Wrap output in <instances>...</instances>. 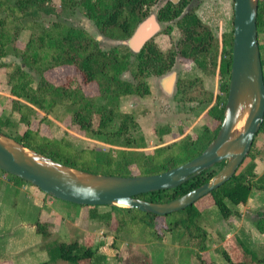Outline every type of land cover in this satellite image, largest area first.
<instances>
[{"label":"trees","instance_id":"1","mask_svg":"<svg viewBox=\"0 0 264 264\" xmlns=\"http://www.w3.org/2000/svg\"><path fill=\"white\" fill-rule=\"evenodd\" d=\"M52 1L0 0V69L7 67L5 59L11 54L20 59V64L9 74L8 85L12 101L10 110L6 109L19 117L17 122L5 118V110L0 114V132L55 161L95 174L124 177L158 175L201 155L216 138L224 120L232 67L233 27L219 39L212 28L199 17L196 8L191 6L193 0H169L159 9L157 18L160 23L170 24L164 34L171 35L174 31L171 24L176 25L181 37L175 49L163 51L151 40L137 54L125 46H115L107 52L100 41L86 29L68 26L61 21H55L48 27L40 23L44 14L56 12V8L51 5ZM70 2L72 1L62 0L63 7L66 8ZM159 2L160 0H79L78 5L85 10L87 18L103 36L114 41H125L150 15L151 7ZM257 24L260 38V35H264V0L259 2ZM27 28L32 31L30 38L24 48H20L19 40ZM260 50H264L262 42ZM261 57L264 69L262 54ZM181 58L191 60L194 69H205L210 59V63L218 70V94L211 99L214 105L207 110L204 119L208 121L204 123L200 133L195 137L182 134L181 139L149 152L144 136L137 133L139 125L134 114L123 112L121 105L134 97H152L154 87L150 77H161L173 72ZM60 67H73L82 75L84 83H96L98 95L88 96L76 76L69 77L65 84L53 83L47 78V73ZM127 72L131 74L133 81L123 78ZM197 85V78H180L177 97L195 101ZM38 113L43 114L40 123H46L50 128L61 127L70 118L71 125L65 130V137L52 138L33 130V119ZM11 124L15 127L26 125L28 129L14 136L4 130V127ZM170 133L171 131H160L161 136ZM259 134H264V122ZM77 135L81 140H98L108 146V150H76L72 141L79 139ZM257 136L248 157L235 176L207 195L213 200L212 205L220 216L226 220L238 216L234 208L247 204L255 189L264 191V184L256 173V160L263 155L262 149H256ZM248 159L251 162L245 167ZM225 164L223 162L202 172L178 188L144 194L139 198L153 203L170 202L209 182ZM9 176L19 187L30 185ZM200 201L167 216L117 207H108L110 211L101 214L100 207L97 206L79 207L87 208L93 220L114 219L118 232L141 234L148 241L161 240L164 233L178 234L180 238L187 236L195 244L197 264H216L208 260L206 255L210 234L202 224L203 210ZM158 221L161 222L162 233L157 228ZM255 226L260 233H264V213L260 214ZM50 227L51 224L47 222H36L37 232L44 239L51 235ZM238 245L244 255L240 262H234L223 246L218 251L229 264H264V255L259 257L255 252L247 250L241 240H238ZM44 247L48 251L50 262L55 264L60 261L91 264L96 257V249L77 241H63L52 245L46 243Z\"/></svg>","mask_w":264,"mask_h":264},{"label":"rangeland","instance_id":"2","mask_svg":"<svg viewBox=\"0 0 264 264\" xmlns=\"http://www.w3.org/2000/svg\"><path fill=\"white\" fill-rule=\"evenodd\" d=\"M71 1L68 4L69 6L67 5L64 8L62 0H53L51 5L56 8V12L54 14H44L40 23L48 27L55 21H61L68 26L86 29L93 37L100 41L102 48L107 52L115 46H123L121 44L123 41L110 40L99 32L93 22L87 18L85 10L78 5L79 0ZM168 1L160 0L158 4L152 6L150 16H157L159 9ZM191 6L196 8L199 17L206 25L212 28L219 39H222L225 31L233 27L234 0H193ZM159 24L161 32L157 36L166 31L170 25L166 23ZM171 25L174 28L172 34L161 35L157 40L159 48L163 51H169L172 48L175 49L181 37L176 25L174 23ZM31 32L29 28L23 31L18 43L20 48H24L30 38ZM259 42L264 43V35H260ZM261 54L264 58V50ZM5 62L7 63V67L0 69V114H3L6 109L11 107L12 97L9 96L10 86L8 85L9 74L20 64V59L11 54L5 59ZM177 72L179 73L178 76H176ZM71 76H76L88 96L93 97L98 95L97 84L84 83L82 75L73 67H60L47 73V78L58 85L65 84ZM172 77H174V81L170 89H168ZM179 77H183L182 79H195L197 74L195 69L185 72L183 66L179 67L176 64L173 72L161 77H150L152 85L154 86L153 97L148 99L134 97L121 105L123 112L134 114L139 125L137 133H141L144 136L147 151L149 152H153L156 148L162 147L165 144H170L173 140L181 139L182 134H189L195 137L196 134L201 132L204 123L208 121L204 119L206 112L214 104H211L213 101H209L208 94L202 95V92L200 93L203 87L202 83L198 81V85L196 86L195 101L182 100L177 97V80ZM123 78L128 81H133L129 72L125 73ZM3 94L6 95L4 98H2ZM9 110L4 112V117L11 118V120L13 119V121L17 122L19 116L11 114ZM42 117L43 114L38 113L35 120L33 119L31 127L33 130H38L41 135L52 138L60 139L65 137V130L71 125L70 118L61 127L55 126L50 128L46 123H40ZM27 129L28 127L26 125L15 127L11 124L10 126L4 127L6 132L14 136L24 133ZM160 131H163V133L171 131V133L161 136ZM77 136L79 139L72 141V146L76 150L87 148H98L104 152L108 150V146L98 140H81V137L79 135ZM256 141V149L263 150V155L256 160V173L260 182L264 184V134H258ZM250 162L251 159H248L245 167ZM55 201V206L49 208L41 206L40 209L36 208L34 213L31 212L26 216L27 218L23 219L24 223H33L37 222L40 217L42 221L51 224L49 228L51 235L48 238L44 239L37 232V229L33 232L31 228H25L23 223L18 224L11 233V236L19 245H17V248L20 249L26 248V246H30L38 241L40 242V244H38L39 242L36 244V247H27L26 249L28 250L19 256V260L27 261L28 264H55L50 262V257L44 244L52 245L53 243L63 241H77L91 245L96 249V257L91 264H197L195 244L187 236L180 238L178 234L164 233L161 240L154 241L150 239L151 241H148L140 236L141 234L130 235L128 232H118L117 222L114 219L110 221L93 220L90 218L87 208H82L60 200ZM201 201V209L203 210L202 224L210 234L207 243L208 250L206 252L207 257H209L208 260L216 264H229L218 251V248L226 242V219L220 216L214 205H212L213 200L210 197L206 196ZM249 201V204H251L250 207L253 209V218L247 219V224L245 223L246 225H243L244 229L242 227L243 231L241 234H237L236 236L234 233L231 234L228 242L242 258L244 255L238 245V240L243 242L247 250L253 251L259 257H262L264 255V234L256 233L255 228L254 234L256 233V236L253 235L251 239V235L246 234L245 231L249 230V227L251 228V222L254 224L255 219L260 217L261 213H264V206L261 207V204H264V191L254 190ZM109 211L110 208L108 207L99 208L101 214ZM157 228L162 233L160 221L157 222ZM232 253L234 254V251ZM59 264L69 263L60 261Z\"/></svg>","mask_w":264,"mask_h":264},{"label":"water","instance_id":"3","mask_svg":"<svg viewBox=\"0 0 264 264\" xmlns=\"http://www.w3.org/2000/svg\"><path fill=\"white\" fill-rule=\"evenodd\" d=\"M259 2L234 0L232 67L224 120L216 138L195 159L158 175L95 174L55 161L0 132V170L54 199L78 206L137 209L158 216L193 206L235 176L264 122ZM160 30L156 16L151 15L121 44L137 54ZM223 162L225 166L209 182L170 202L153 203L139 198L178 188Z\"/></svg>","mask_w":264,"mask_h":264},{"label":"crops","instance_id":"4","mask_svg":"<svg viewBox=\"0 0 264 264\" xmlns=\"http://www.w3.org/2000/svg\"><path fill=\"white\" fill-rule=\"evenodd\" d=\"M177 64L179 67L183 66L185 68V72L194 70V64L189 59H178ZM195 71L197 74L196 78L203 85L200 93L202 92V95L208 94V99L209 101H211L212 97L217 96L219 91L220 81L218 70L214 68V66L210 63L209 59V62H207L205 69H199L195 67ZM178 74L179 73L177 72L176 76H178ZM180 78L182 79L183 77H179L177 83ZM5 96L6 95L3 94L2 98H4ZM211 104L214 103L212 102ZM48 198L50 197H47L45 193H42L38 188L34 186L24 185L22 187H19L9 175L0 172V264H28L27 261L19 260V256H21L23 252H26L28 250L26 249L27 247H36V244L39 241L30 246H26V248L20 249L17 248L19 245L16 240L11 236V233L14 231L15 227H17V225L21 223H23L25 228H31V230L34 232V230H36V222L24 223L23 219L27 218L26 216H28L31 212L34 213L36 208L40 209L41 206L47 208L55 206V200L57 199L50 198L48 200ZM249 202L250 201H248V203L245 205H239L234 208V210L238 212V216H232L229 219L225 220L227 224V238L225 240L226 242H224L222 245L225 250L229 253V255H231L234 262H240L242 260V257L237 253V251L228 242V240L230 235L233 233L235 236L237 234H241L244 229L243 225L245 226L247 224V219L253 218V209H251V204H249ZM262 206H264L263 203L261 204V207ZM20 217L21 219L19 220ZM257 219H255L254 224L253 222H251V228L249 227V230L245 231L246 234L251 235V239L253 238V235L256 236L257 232L260 233L256 229V233L254 234ZM39 220L41 222H45L42 221L40 217ZM228 230L230 231L228 232ZM38 244H40V242ZM233 251L234 254L232 253ZM57 264H59V262Z\"/></svg>","mask_w":264,"mask_h":264},{"label":"flooded vegetation","instance_id":"5","mask_svg":"<svg viewBox=\"0 0 264 264\" xmlns=\"http://www.w3.org/2000/svg\"><path fill=\"white\" fill-rule=\"evenodd\" d=\"M149 16H150V15H149ZM149 16H148V17H149ZM155 16H156V15H155ZM148 17H147V18H148ZM147 18H146V19H147ZM156 18H157V16H156ZM157 21H158V23H160L159 20H158V18H157ZM160 32H161V30H160ZM160 32H159V33H160ZM159 33H158V34H159ZM158 34H157V35H158ZM157 35H156L152 40H154V41L156 42V44L158 45V43H157L158 38H159L161 35H166V34L162 33V34L159 35V36H157ZM150 41H151V40H150ZM158 46H159V45H158ZM153 87H154V86H153Z\"/></svg>","mask_w":264,"mask_h":264}]
</instances>
